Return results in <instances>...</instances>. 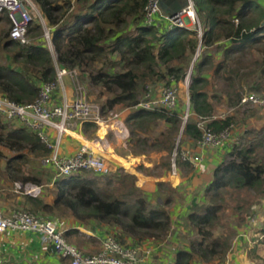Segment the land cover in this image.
I'll list each match as a JSON object with an SVG mask.
<instances>
[{"label":"trees","instance_id":"trees-1","mask_svg":"<svg viewBox=\"0 0 264 264\" xmlns=\"http://www.w3.org/2000/svg\"><path fill=\"white\" fill-rule=\"evenodd\" d=\"M33 1L50 28L58 63L65 68L80 69L83 77L85 75L90 83L100 85L103 95H108L101 106L103 112L110 111L117 105H137L143 91L146 93L152 87L150 84H160L164 80L168 84L179 83L185 78L187 66L201 43L197 30L179 26L159 29L145 24V6L149 0ZM194 1L203 26L202 46L210 48L219 45L224 56L216 64L214 55H205L196 62L192 75L189 87L191 114L182 134L184 139L188 137L201 143L204 131L198 126L196 115L209 116L215 111L206 91L210 79L202 74L206 66L212 65L214 75L224 78L234 92L236 83L240 84L245 76L259 74L261 79L264 78V0ZM1 21L10 25L6 13L0 15ZM10 29L11 27H0V53L8 52V63L0 61V96L19 103H32L39 97L43 84L56 81L55 59L42 39L43 25L39 18L31 21L28 29L29 35L39 38L38 43L32 41L22 44L13 40L10 38ZM224 42H228L227 45ZM247 54L256 55V58L246 62L245 68L252 66L250 63L255 64L254 68L242 72L243 68L240 66L235 69L225 67L232 56L241 62L249 58L245 56ZM248 86L259 91L262 89V82L253 81ZM103 95L99 98H104ZM241 95L236 92L230 93L228 97L231 99L235 96L237 101ZM183 113L185 114L181 106L176 110L137 109L127 117L126 124L131 135L138 136L136 144L140 147L142 144L146 145L148 140L136 134L135 127L150 131L153 124L164 120L168 128L161 132L160 138L163 140L159 138L153 147L159 146L162 148L160 150L172 154L176 150V165L184 164L193 168L190 162L181 159L183 148L181 145L176 147L175 143L176 134L183 126ZM234 119L232 115L215 119L208 122L207 127L221 133L232 124L236 125ZM84 125L97 129V124L92 122ZM0 130L5 132L0 135V144L3 146L13 150L25 147L40 156L51 153V148L43 143L37 132L22 123L9 128L1 114ZM237 144L229 153V159L214 169L213 180L201 190L197 203L179 219V237L184 238L186 244L176 253L174 264L230 263L231 250L236 244L232 238L238 236L239 227L256 224L252 223L253 216H258L259 220L257 211L260 202L255 199L258 194H264V164L255 159L252 145ZM0 156H3L1 151ZM24 157L25 155L14 156L5 163L4 174L13 183L20 178L22 167L19 162ZM171 166L172 164L168 167ZM85 172L53 180V189H46L47 194H44L43 187L42 194L37 197L25 195L29 207L23 209L28 208L34 213L48 215L47 217L62 212L63 216L71 215L84 223L100 225L106 228L107 235H112L125 247L143 246L152 239L156 242L174 232L173 218L166 207L174 201L173 194L163 202L156 199L157 206L154 207L150 204L153 192L139 187L135 175L115 173L117 178L127 175L132 181L129 187L125 184V178L121 177L117 181L119 187L116 188L119 193H110L102 185L115 184L113 175L109 177L95 173L92 177ZM102 177L105 181L101 180ZM24 179L29 180L30 177ZM31 179L42 184L40 178ZM51 192L54 200L50 203L44 196ZM227 192L231 195L234 192L238 194L237 203L232 207L237 222L234 225L222 221V213L231 207L226 197ZM63 216L58 217L60 223L63 222ZM218 226L223 227L225 232L216 235ZM260 230L259 232H264V227ZM64 235L71 242L68 232L64 231ZM52 249L54 250L53 247ZM246 249L251 264H264V238Z\"/></svg>","mask_w":264,"mask_h":264},{"label":"built area","instance_id":"built-area-1","mask_svg":"<svg viewBox=\"0 0 264 264\" xmlns=\"http://www.w3.org/2000/svg\"><path fill=\"white\" fill-rule=\"evenodd\" d=\"M161 0H149L145 6L144 22L149 26L158 25L164 21L167 28L186 27L198 31L202 40L203 26L198 16L194 0H187V4L175 14L166 13L160 4ZM37 4L33 0H0V15L6 13L11 23L10 38L22 44L30 43L28 29L35 17L40 19L44 28L45 39L49 46H53L50 28L47 26ZM200 52L197 53V56ZM57 79L54 82L43 84L40 95L32 103H19L4 96H0V114L8 119H17L23 125L38 133L43 143L51 148V153L46 155L43 163L54 172V179L70 176L80 171H90L108 175L113 171L106 158V150L109 148L107 134L94 138L96 149L83 144L73 155H61L60 143L63 137L72 130L86 122L97 124L98 127H107L116 139L125 143L130 137V131L125 120L119 112L109 111L105 113L101 107L93 103L87 93V89L78 80L77 70L61 66L57 61ZM70 75L75 85V95L68 99L66 95L64 76ZM57 86H62L63 96L60 103L54 101V93ZM179 106V88L177 83L171 82L162 88L160 94L155 95L153 88L149 87L143 99L134 106L137 109L176 110ZM238 107H264V94L258 92H245L241 95ZM190 103L183 115L184 128L190 117ZM230 114H212L209 116L196 115L198 126L204 131L201 141L202 147L220 146L229 138L232 124L227 130L216 133L207 127V123L215 119H224ZM181 159L198 165L203 157L196 154L193 149L186 148L181 151ZM177 151L173 153V170H177ZM18 192L37 197L43 192V185L33 183L15 182ZM255 218L252 219V222ZM7 230L32 232L41 237L42 242L54 248L56 254L69 260V264H140L145 255L152 252V247H125L112 235H106L100 251L89 254L81 250L76 244L67 240L64 230L55 218L44 217L27 209H17L9 215L0 210V234ZM0 248V257H1ZM226 264H230L227 262Z\"/></svg>","mask_w":264,"mask_h":264},{"label":"crops","instance_id":"crops-1","mask_svg":"<svg viewBox=\"0 0 264 264\" xmlns=\"http://www.w3.org/2000/svg\"><path fill=\"white\" fill-rule=\"evenodd\" d=\"M155 26L159 29L167 28L166 23L161 20L158 25ZM33 41L38 43L39 38L35 37ZM1 53H4V51ZM5 57L8 60L7 51H5ZM207 77L210 79L211 76ZM64 78L67 98L72 99L75 95L73 79L69 75L64 76ZM156 90L157 89L153 90L155 94L161 93L156 92ZM62 96L63 92L57 89L54 93V101L60 103ZM184 108L185 107H182V111H185ZM133 111L128 109L120 112L125 122L127 117ZM159 122L161 126L168 128V124L164 120H159ZM104 128L106 129L104 135L107 134V137L109 138V148L106 150L105 154L113 170L117 169L118 166H123L128 170L126 172L138 177L140 174L137 170L138 164L145 161L147 152L133 151L132 147H130L131 132L129 139L125 143L119 138L116 139L114 134L110 132L107 127ZM100 131L101 127L97 126V129L95 130L93 127L87 128L82 124L78 129L72 130L66 134L64 136L65 138L63 137L60 143L59 153L61 155H73L83 144L92 146L96 149L97 145L94 143V138L100 135ZM232 136L233 134L231 133L229 138H227L220 146L207 147H202L200 143L193 141L191 138L186 137L184 139L183 148L193 149L196 154L203 157V160L198 165L191 163L193 168L184 164L180 165L174 173L170 172L168 176L165 175L163 178L165 182H168L172 188H174L173 190L176 193H174L175 207L171 211L173 222L176 220L174 222L175 224L178 225V223H180L179 219L190 211L193 204L197 203L200 198L201 190L205 189V187L213 180L214 169L225 161L226 157H228L229 153L233 150L232 144L234 143V139L236 140L237 138ZM124 161L131 164V167H126ZM49 169L53 172L52 168L49 167ZM120 169L123 170L122 167H120ZM148 178L150 177H146V179ZM14 183L8 179L0 180V210L5 215H9L17 209L29 207L25 194L18 192ZM154 183L155 181L145 180V188L150 191L155 190L156 187L153 189V186L155 185ZM8 185H10V187ZM47 185L49 188L53 189V182ZM44 194H47L45 190ZM176 196L179 198L177 201ZM44 197L50 203L54 200V194L52 192ZM261 204H264V201ZM257 214L259 215V220L256 224L247 226L245 233H239L240 240H235L238 247L234 244L231 250L230 264H251V261L247 256L246 248L252 247L260 238H264V232H259L261 231V227H264V225H262V220L264 219V205L258 208ZM174 217L177 219H174ZM62 221L63 222L60 223L61 227L64 231L68 232V239L72 243L76 244L81 250L89 254L100 251L103 239L107 235L105 233L106 228L93 223H84L71 215L63 216ZM152 240L154 241V239ZM152 240L143 245V247H152V252L145 255L144 261L140 264H174L176 253L186 244V240L179 237L178 230H174L173 233L168 235L165 241L152 242ZM242 243H245L246 245L243 246ZM247 244L248 247H246ZM0 248L2 253L0 264H69L68 259L60 257L51 246L42 242L41 237H39L38 234L32 232L7 230L0 234Z\"/></svg>","mask_w":264,"mask_h":264},{"label":"rangeland","instance_id":"rangeland-1","mask_svg":"<svg viewBox=\"0 0 264 264\" xmlns=\"http://www.w3.org/2000/svg\"><path fill=\"white\" fill-rule=\"evenodd\" d=\"M37 8L39 9L38 6H37ZM34 19L36 20L37 17H35ZM44 20L46 21L45 18H44ZM3 26L11 27V23L9 25L5 21H1L0 27H3ZM162 27H165V26H162ZM42 36H43L42 39H43L44 43L52 51L55 62H56L57 61V54H56L55 47L49 46L48 41L45 39L44 28H43ZM34 38L35 37L29 35V39L31 42L33 41ZM200 41H201V43L199 44V47L197 49V52L194 55L193 60L187 66V73H186L185 78L183 80H181L179 83H177V86L179 88V101H180L179 106H181V108L185 107L184 112H186L188 103H190L189 87L191 85L192 75H193L194 69L196 68L195 67L196 62L199 61L200 59L204 58L205 55H207V54H211V55L215 56L214 61L216 64H218L224 57L223 56V49H221L219 45H214L210 48H206L205 46H202V40H200ZM227 43L228 42H224L223 44L227 45ZM198 52H200L199 56H197ZM256 55L259 56L257 53H256ZM256 55L253 56L252 54L251 55L247 54L245 56L249 57V58H247L245 60H241V62H239V60L235 59L236 57L232 56L231 59L230 60L228 59V61L225 63V65H226L225 67H228L230 69H235L238 66H240L243 68L242 72H244L246 70H249V69L255 67L254 63L253 64L250 63V65H252V66H248L245 68L246 62H250L251 60H254L256 58ZM4 57H5V51H4V53H0V61L4 62V63H8V60L6 59V57L5 58ZM116 58L118 59L117 55H116ZM75 70H77V72H78L76 77H78V80L80 81V83L82 85H84L85 88L87 89V93H88L90 100L93 103H96L101 107L102 103L105 101V99H106V97H108V95L107 94L103 95V92H102L103 89L100 85H95V84L90 83L89 78L86 77L85 75L83 77V74H82L80 69L76 68ZM226 73H228V70ZM202 74L207 75V76H211L210 77V83L207 85L206 91L209 93L211 101L215 106L214 114L227 113V114H230V116L232 115L235 117L234 121H235V123L236 122L237 123L233 127V129H231L230 132L233 134L232 137H234V138L236 137L237 139L236 140L234 139V143L232 144L233 145L232 148H234L235 144H237V143H240V145H244V146L252 145L255 149V159L259 163L264 164V107H238L239 99H237V101H236L235 96L232 97L231 99H229V97H228L230 95V93H236V92L243 94L245 92L254 91V92H258L260 94H264V78L261 79L259 74H253L250 76H245L243 78V80H241L240 84H238V82L236 83V85H235L236 89L234 92L233 88L231 86H229L228 82L224 78H222L221 76L216 77L214 75V68L212 67V65L206 66L205 70L202 71ZM228 75H230V74H228ZM253 81H254V83L262 82V89L259 91L252 90L250 88V86H248V85H250V84L252 85ZM166 84H168V83L166 80H164L160 84L157 82L155 84H150V85H152L153 90H155V89L159 90V91L156 90V92H161L162 88ZM57 89L59 91L63 92L62 86H57L55 91ZM144 93H145V90L143 91V94L140 96V101L143 99ZM153 93L155 94L154 91H153ZM100 95H103L104 98L100 99L99 98ZM155 95H157V94H155ZM128 109L131 111L136 110V108H134V106L124 107L122 105H117L114 108H112L110 111L120 113V112L126 111ZM107 112L109 113V111H107ZM107 112H105V113H107ZM1 117L3 118V120L5 121V123L7 124V126L9 128L17 127L19 123L21 124V122L18 121L17 119H8L7 117H5L2 114H1ZM182 121H183V118H182ZM182 125H183V122H182ZM135 130H136V134L140 135L143 139L148 140V143L146 145L142 144L140 147H138V145L136 144V137H138V136L135 134L131 135V144H133V145L130 144V147H132V149H134L133 151L135 152V150L140 151V150L144 149L147 152L145 161L144 162L142 161L138 164L137 170L140 172V174L138 175V177L136 176L137 179H135V181H136V184L138 186L140 185L139 187L143 186L141 188H144V189H146L145 188V180L153 181V182L155 181V183H154L155 185L153 186V189H154V187H156V188H155V190L151 191V192H153L154 195L150 199V201H151L150 204H151V206L156 207L157 206L156 199L159 200L160 202H163L166 200V198L170 194L174 195V193H175V191L173 190L174 188H172V186L168 182H165L163 180L165 175L168 176V174L170 172L174 173L173 160H172L173 154L169 153L166 150H160L162 148H160L159 146L153 147V145H155L156 141L160 138L161 132L165 131L166 128L161 126L160 122L158 121L156 124L152 125L150 131H144L138 127H135ZM2 132H4V131L0 130V135L2 134ZM105 133H106V129L104 127H102L101 131H100V136H104ZM182 133H183V129L181 128L180 131L176 134V137H175L176 147L177 146L179 147V145H181V147L183 148L184 138H183ZM160 140H163V138H160ZM183 149H186V148H183ZM0 151L3 153V156H0V180L7 179L6 174H4V170H3L6 161L9 160L10 158L14 157V156L17 157L18 155H25V157L19 162L21 164V167H22V173H20V178L16 179L17 180L16 182H22L24 184L25 183L37 184L34 182V180L31 179L33 177H37V178H40L42 180L40 183L43 184L44 190H46V189L49 190V187L47 184L53 182L54 173L49 169V167H46L43 163V159L46 155L40 156L38 154L32 153V152H30V150L28 148H25V147L22 148L21 150H13V149H10V148L3 146L1 144H0ZM228 157H226V160L229 159ZM167 163H168V166H170L172 164L171 168L167 166ZM124 165L128 168L131 167V164H129L128 162H125V161H124ZM120 167H122L123 170H121ZM177 169H178V166H177ZM126 171H128V170L126 168H124L123 166H118V168L114 169L111 172V174H108L109 177H111L112 175L114 176V180L116 181V183L113 185H110V186L103 184L102 186L105 187L106 190L110 193H119V191H117V189H116L117 187H119L117 184V181H120L121 177L122 178L124 177L125 178V184H127L130 187V182L132 181V179L127 177V175L121 176L119 178H117L115 176V173H121L123 175H125V173H129ZM85 174L93 177L95 173L90 172V171H86ZM24 177H30V179L25 180ZM146 177H150V178L146 179ZM101 180L105 181V178L102 177ZM156 181H158V182H156ZM14 182H15V180H14ZM8 186L10 187V185H8ZM129 187H127V188H129ZM50 189H52V188H50ZM146 190H148V189H146ZM148 191H150V190H148ZM248 193L249 192H247V194ZM177 196H176V201H177V199H179V198H177ZM260 196H264V194L263 195L258 194V196L255 200L260 202V206H263L264 204H261V203H263L264 197L260 198ZM226 197H227V199L229 201L228 203L231 207L229 209H226L222 213V215H223L222 221H224L225 223L231 222L232 225L237 224L236 217L234 216L235 210L232 209V207L237 203L236 199H238V194L236 192H234L231 195L230 192H227ZM251 198L254 199V197H252V196H251ZM259 202H257V203H259ZM179 203H180V200H179ZM166 207L171 212L173 210V208L175 207V202L173 201L171 204H168ZM25 209L29 210L28 208H25ZM56 213L58 215H55V216L52 215L49 218H55L56 220L59 221L58 217L63 216V215H61L62 212H56ZM43 216L47 217L48 215H43ZM253 218H255V220L252 223H255L258 221V216H253ZM174 219H177V218L174 217ZM262 221H263L262 225H264V219ZM174 222L172 223V225H173L172 228H174L175 230H178L179 228H177V227L178 226L180 227V225H177ZM59 223H60V221H59ZM261 229H263V227H261ZM246 230H247V226H244V227L240 226L239 231H238V236H235L234 238H232L233 241L234 240L237 241L238 239L240 240L239 232L245 233ZM224 232H225V229L223 227L218 226L216 228L215 233H216V235H218V234H221ZM194 238H195V236H194ZM166 239H167V237L165 236L161 239H158V241L156 240V242L165 241ZM152 242H154V241L152 240ZM244 245H246V244L244 243L243 246ZM236 246H238V244ZM246 247H248V244Z\"/></svg>","mask_w":264,"mask_h":264},{"label":"water","instance_id":"water-1","mask_svg":"<svg viewBox=\"0 0 264 264\" xmlns=\"http://www.w3.org/2000/svg\"><path fill=\"white\" fill-rule=\"evenodd\" d=\"M160 4L166 13L172 15L181 10L187 4V0H161Z\"/></svg>","mask_w":264,"mask_h":264}]
</instances>
